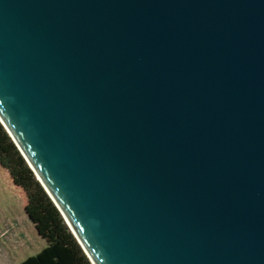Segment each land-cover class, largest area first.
<instances>
[{
    "label": "water",
    "instance_id": "obj_1",
    "mask_svg": "<svg viewBox=\"0 0 264 264\" xmlns=\"http://www.w3.org/2000/svg\"><path fill=\"white\" fill-rule=\"evenodd\" d=\"M0 122L93 264H264V0H0Z\"/></svg>",
    "mask_w": 264,
    "mask_h": 264
},
{
    "label": "trees",
    "instance_id": "obj_2",
    "mask_svg": "<svg viewBox=\"0 0 264 264\" xmlns=\"http://www.w3.org/2000/svg\"><path fill=\"white\" fill-rule=\"evenodd\" d=\"M0 164L26 194V213L47 241L42 251L17 264H93L1 122Z\"/></svg>",
    "mask_w": 264,
    "mask_h": 264
},
{
    "label": "rangeland",
    "instance_id": "obj_3",
    "mask_svg": "<svg viewBox=\"0 0 264 264\" xmlns=\"http://www.w3.org/2000/svg\"><path fill=\"white\" fill-rule=\"evenodd\" d=\"M5 181H10L8 176H6ZM19 198V215L16 214L19 207L18 200L15 198L14 201L10 200L9 202L11 210L13 209L12 205H14L15 207L14 221L8 218V198H5V200H0V202L3 201L1 207L4 209L3 210L0 207V249H2V240H4L5 242L7 241L8 244L12 247L11 250L7 253L0 252V264H15L17 262H22L29 256L39 253L47 246V241L39 235L37 229L33 225H31L26 217L25 207L27 204V200L23 191L20 192ZM2 231L5 232L3 233ZM10 231H20L19 243H12L9 235L11 233Z\"/></svg>",
    "mask_w": 264,
    "mask_h": 264
},
{
    "label": "crops",
    "instance_id": "obj_4",
    "mask_svg": "<svg viewBox=\"0 0 264 264\" xmlns=\"http://www.w3.org/2000/svg\"><path fill=\"white\" fill-rule=\"evenodd\" d=\"M6 176L9 177L10 181H5ZM21 191H23L22 188L14 183V180H13L10 172L8 170H6L0 164V198H1L0 200H5V198H8V203H7V209H8L7 212H9L8 218L13 220V221L15 220V212H14V208L15 207H14V205H12L13 209L11 210L9 202H10V200L14 201L15 198L18 200L19 207H18V210H17L16 214L19 215V209H20V198H19V196H20V192ZM25 196H26V194H25ZM26 200H27V196H26ZM2 204H3V201L0 202V207L2 206ZM25 214H26V217H27L28 221L31 223V225H33L35 227L34 223L28 217V215L26 213V210H25ZM2 232L4 233L5 231H2ZM10 232L11 233L9 235H10L12 243H19L20 231H10ZM1 243H2V249H0V252L7 253V252H9L11 250L12 247L8 244L7 241L5 242L4 240H2ZM17 263H19V262H17ZM17 263H15V264H17Z\"/></svg>",
    "mask_w": 264,
    "mask_h": 264
}]
</instances>
